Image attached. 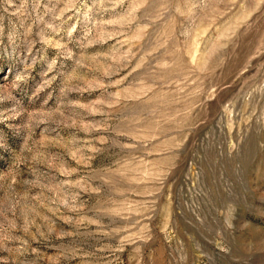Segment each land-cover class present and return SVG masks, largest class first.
<instances>
[{
  "label": "rangeland",
  "instance_id": "374dc122",
  "mask_svg": "<svg viewBox=\"0 0 264 264\" xmlns=\"http://www.w3.org/2000/svg\"><path fill=\"white\" fill-rule=\"evenodd\" d=\"M0 264H264V0H0Z\"/></svg>",
  "mask_w": 264,
  "mask_h": 264
}]
</instances>
